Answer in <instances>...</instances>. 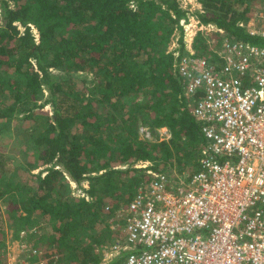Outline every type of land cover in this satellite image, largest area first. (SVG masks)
Segmentation results:
<instances>
[{
    "label": "trees",
    "instance_id": "16d2710c",
    "mask_svg": "<svg viewBox=\"0 0 264 264\" xmlns=\"http://www.w3.org/2000/svg\"><path fill=\"white\" fill-rule=\"evenodd\" d=\"M196 1L201 9L191 12L178 0H0V137L24 118L33 148L17 180L14 158L0 150V198H10L18 237L46 221L50 232L29 236L54 243L71 264H100L109 221L143 181L134 165L197 167L204 137L181 98L172 41L183 55L192 15L252 44L264 46V35L246 25L259 0ZM206 40L196 37L201 54ZM140 122L153 132L166 127L170 139L141 138ZM70 181H87L85 195L70 197Z\"/></svg>",
    "mask_w": 264,
    "mask_h": 264
},
{
    "label": "built area",
    "instance_id": "2783aa9c",
    "mask_svg": "<svg viewBox=\"0 0 264 264\" xmlns=\"http://www.w3.org/2000/svg\"><path fill=\"white\" fill-rule=\"evenodd\" d=\"M199 33L204 54L194 46ZM184 40L183 55L178 37L171 50L181 98L204 137L197 169L179 181L149 171L121 209L124 239L106 245L101 264H264V46L195 15ZM141 132L151 138L149 127Z\"/></svg>",
    "mask_w": 264,
    "mask_h": 264
},
{
    "label": "rangeland",
    "instance_id": "374dc122",
    "mask_svg": "<svg viewBox=\"0 0 264 264\" xmlns=\"http://www.w3.org/2000/svg\"><path fill=\"white\" fill-rule=\"evenodd\" d=\"M179 4L186 7L189 11L193 12L198 10V3L196 0H178ZM249 29L261 30L264 29V0L255 1L254 3V12H252L248 22L246 23ZM175 40V38H174ZM173 41L170 45V49L172 48ZM80 79L78 84H82V77L85 75L77 74ZM90 76V75H89ZM43 100V99H42ZM135 100H141V97L134 98L132 101L127 100L126 103L128 106L132 105V102ZM47 110L51 111V107L49 105L46 106ZM129 109L125 108V110ZM21 121H15L13 123V127L6 130L5 133L0 137V150L12 155L14 158V168L15 174L14 179L17 180L23 179V175L26 172L25 168H27L28 158L31 157V153L33 151L32 145L30 144V137L28 136V132H31L28 127L29 122L23 120L24 118H20ZM141 127H148L143 123H139L140 128V137L154 141H168L171 137L170 131L166 127L157 128L155 132L151 131V138H145L141 132ZM167 129L170 137L161 140V137H166L164 134L160 136V132L164 129ZM135 168L144 169L140 172H135L134 176L140 177L141 181L147 179L149 177V171L155 170H163L165 171L171 178L176 181L185 180L188 178L194 171H196L197 167L194 165H187L183 168H179L176 162H164L159 159H155L153 161H139L134 165ZM34 169L32 172L37 173L40 169ZM21 177V178H20ZM1 185V183H0ZM84 188H88V182L83 181V183L79 186L75 182L70 181L68 190L66 191L70 197H80L84 196ZM10 198L4 197L0 198V205L2 207L3 220L0 221V225L2 227V231L0 233V264H71L66 260L59 259L61 253L59 254L57 246L53 243L50 246L44 241L36 238L37 235L46 234L50 232L51 227L45 221L43 225L35 220L33 223L30 232H39L40 234H36V236H27L25 239L18 237L16 232L14 231L13 226H11L9 220V214L7 213L8 205ZM124 206L123 204L121 207ZM121 210L117 212L115 216L109 221L110 226L113 230V235L107 241L106 245H110L114 243L116 240L122 241L124 239L122 233V226L124 224L123 218H121ZM40 221H42L40 219ZM35 226V227H34ZM36 230V231H34ZM38 230V231H37ZM18 237V238H17ZM36 250V253L34 252ZM106 250V248H105ZM102 263V259L100 264Z\"/></svg>",
    "mask_w": 264,
    "mask_h": 264
},
{
    "label": "crops",
    "instance_id": "0c3cea01",
    "mask_svg": "<svg viewBox=\"0 0 264 264\" xmlns=\"http://www.w3.org/2000/svg\"><path fill=\"white\" fill-rule=\"evenodd\" d=\"M9 222H10V224H11V226H12V221L11 220H9ZM35 227V226H34ZM30 229H31V226H27L25 229H22L21 231H20V237L22 238V239H25L27 236H29V233H32V232H30ZM33 233H37V232H33ZM18 238V237H17ZM35 252V251H34ZM36 253V252H35Z\"/></svg>",
    "mask_w": 264,
    "mask_h": 264
}]
</instances>
